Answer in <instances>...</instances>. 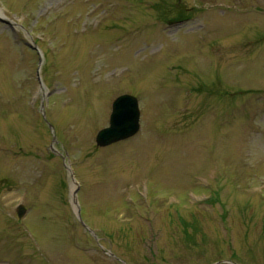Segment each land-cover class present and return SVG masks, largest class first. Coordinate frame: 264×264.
Segmentation results:
<instances>
[{
	"label": "rangeland",
	"instance_id": "rangeland-1",
	"mask_svg": "<svg viewBox=\"0 0 264 264\" xmlns=\"http://www.w3.org/2000/svg\"><path fill=\"white\" fill-rule=\"evenodd\" d=\"M0 264H264V0H0Z\"/></svg>",
	"mask_w": 264,
	"mask_h": 264
},
{
	"label": "water",
	"instance_id": "water-1",
	"mask_svg": "<svg viewBox=\"0 0 264 264\" xmlns=\"http://www.w3.org/2000/svg\"><path fill=\"white\" fill-rule=\"evenodd\" d=\"M138 128L139 109L136 97L128 93L120 94L111 102L107 126L99 129L95 133V145L98 147H104L125 140L133 136L138 131ZM72 194L76 207V214L79 218V208L75 201V191H73ZM24 213L25 208L22 205H19L16 208L17 217L21 218ZM89 232L91 231L89 230Z\"/></svg>",
	"mask_w": 264,
	"mask_h": 264
}]
</instances>
